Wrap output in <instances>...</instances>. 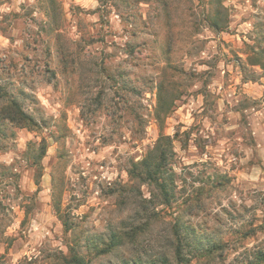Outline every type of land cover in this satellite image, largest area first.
<instances>
[{"label": "rangeland", "instance_id": "obj_1", "mask_svg": "<svg viewBox=\"0 0 264 264\" xmlns=\"http://www.w3.org/2000/svg\"><path fill=\"white\" fill-rule=\"evenodd\" d=\"M0 264H264V0H0Z\"/></svg>", "mask_w": 264, "mask_h": 264}, {"label": "trees", "instance_id": "obj_2", "mask_svg": "<svg viewBox=\"0 0 264 264\" xmlns=\"http://www.w3.org/2000/svg\"><path fill=\"white\" fill-rule=\"evenodd\" d=\"M15 105H16V104H15ZM20 115L22 116V118L27 119V117L24 115V113L21 112ZM13 120H14V119H13ZM15 120H16V119H15Z\"/></svg>", "mask_w": 264, "mask_h": 264}]
</instances>
